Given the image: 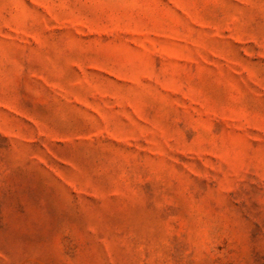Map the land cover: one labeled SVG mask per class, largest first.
I'll return each instance as SVG.
<instances>
[{"label": "rangeland", "instance_id": "obj_1", "mask_svg": "<svg viewBox=\"0 0 264 264\" xmlns=\"http://www.w3.org/2000/svg\"><path fill=\"white\" fill-rule=\"evenodd\" d=\"M0 264H264V0H0Z\"/></svg>", "mask_w": 264, "mask_h": 264}]
</instances>
